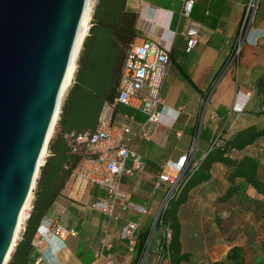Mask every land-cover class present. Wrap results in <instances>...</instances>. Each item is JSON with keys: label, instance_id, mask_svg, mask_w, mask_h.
<instances>
[{"label": "crops", "instance_id": "crops-1", "mask_svg": "<svg viewBox=\"0 0 264 264\" xmlns=\"http://www.w3.org/2000/svg\"><path fill=\"white\" fill-rule=\"evenodd\" d=\"M183 3L184 0L127 1L128 6L138 13V36L157 39L163 28L153 22V17H165L160 9L169 12L171 17L166 27L176 34L171 64L161 91L163 104L160 107L176 111L173 124L151 121L141 110L125 104H119L116 113H113L110 105L105 104L100 115H113L115 121L128 124L134 130L142 128L144 132L133 139L131 146L143 157L145 169L121 178L122 188L129 198L146 206L144 214L130 210L124 213V218L140 222L138 241L148 229L151 230L170 191L169 181H159V174L164 168L176 175L185 156L187 159L183 166L191 157L192 160L203 158L208 153L216 130L223 128L226 135L231 136L249 124H264V118L256 113L264 95L259 94L255 86L257 76L264 71V0H260L253 20L247 18L249 0H194L189 18L182 14ZM191 20L200 23L201 38L187 53L184 50V32ZM257 33L260 35L252 44ZM241 36L244 41L238 53V63L225 70V64ZM223 68L224 73L221 72ZM249 90L253 93L247 110L241 113L239 120H230L228 107L235 93ZM213 110L215 116L211 113ZM202 125L204 128L200 138ZM58 128L57 123L52 137H55ZM249 150H253V147ZM211 172L212 177L193 187L187 201L178 209L182 252L189 254L188 261L182 264H219L221 261L232 264L226 261V257L234 246L243 248L246 264H264V194L257 192L242 178H237L234 184L239 186V190L231 198L222 200L221 197L231 185L227 179V169L215 163ZM259 174L264 180V157L261 158ZM35 189L29 214L35 200ZM106 194L104 187L79 183L71 175L63 192L55 197L37 228L58 222L76 233L68 235L66 245L56 250L44 241L34 244L39 240L36 229L28 264H107L95 255L103 239L106 240L104 254L112 255L116 264L128 259L127 243L117 234L124 220L112 223L106 234L103 224L107 216L91 206ZM25 225L24 222L17 240L21 238ZM150 251L153 254L148 259ZM150 251L144 258V264H157V253L153 249ZM162 264L170 263L164 261Z\"/></svg>", "mask_w": 264, "mask_h": 264}, {"label": "trees", "instance_id": "trees-1", "mask_svg": "<svg viewBox=\"0 0 264 264\" xmlns=\"http://www.w3.org/2000/svg\"><path fill=\"white\" fill-rule=\"evenodd\" d=\"M127 1L97 0L95 4L89 34L84 39L80 53L79 65L62 104L58 131L55 137L50 139L48 155L40 168L32 210L25 220V229L17 240L7 264H28L37 226L55 197L63 192L65 183L72 175L80 154L71 150L70 134L94 131L105 104L113 108V113H116L119 104H122L116 101L118 84L129 46L138 36V13L128 6ZM97 29L102 33V42L94 55L95 58L88 63L87 48ZM184 50L187 52L186 43ZM255 86L257 92L264 95V71L257 76ZM248 103L242 112L247 110ZM256 113L264 118V99L260 100ZM111 119L115 120L113 115ZM203 128L204 125L201 126L200 138ZM262 141L264 142V124H249L231 136L226 135L225 130L221 128L212 135L208 153L199 160H192L164 211V221L173 231L169 244L170 264H182L189 259V254L182 252V229L178 209L187 201L189 191L193 187L212 177L211 170L215 163H220L227 169V179L231 182L221 197L222 200L231 198L239 190V186L234 184L237 178H242L257 192L264 194V180L259 174L261 158L264 157ZM250 147H253V150L250 151ZM149 232L148 229L139 239L135 260L143 256ZM226 261L232 264H246L243 248L232 247Z\"/></svg>", "mask_w": 264, "mask_h": 264}, {"label": "built area", "instance_id": "built-area-1", "mask_svg": "<svg viewBox=\"0 0 264 264\" xmlns=\"http://www.w3.org/2000/svg\"><path fill=\"white\" fill-rule=\"evenodd\" d=\"M259 1L249 0V11L247 14L249 20H253ZM193 5L194 0H184L182 14L185 17L189 18L191 16ZM160 12L165 17H160V15L157 19L153 17V22L163 28L157 39L137 36L129 46L118 84L116 101L141 110L151 121L158 123L167 122L172 125L176 118V111L160 106L163 104L161 91L171 64V52L176 32L166 27L167 23L171 22L169 12L164 9H160ZM259 35L260 33H257L255 38H253L254 43H256ZM184 36L186 39V51L190 52L201 38L200 23L191 20L184 32ZM252 93L253 91L251 90L238 91L237 96L241 105L238 108L235 106L234 110L242 111L251 98ZM59 118L60 116H58L55 126ZM140 133H144L142 128L134 130L128 124L112 120L111 116H100L94 131L70 134V148L73 152L80 154V158L72 171V176L79 183L99 185L106 189V196L98 198L91 204L93 208L107 216L103 224L106 234L109 232L112 223L116 224L121 219L124 220L119 226L117 234L127 243L128 259L121 264H144V258L151 249L158 255L157 264H162L164 261L170 263L169 244L172 240L173 231L164 221V211L169 198L178 188L183 173L191 164L192 157L183 166L187 159L185 156L183 163L178 168V174L172 175L167 168H164L159 174V181H169L171 188L160 208V215H156L154 219L143 256L135 260L140 222L124 218V213L130 210L144 214L147 210L144 204H139L129 198L127 192L122 188L121 178L123 175H133L145 169L146 163L143 157L131 146L133 139ZM49 142L44 161L49 152ZM36 183L37 179L34 189ZM34 189L32 197H34ZM27 209L21 222V228L29 215V210ZM37 231L39 240L34 244L38 245L44 241L56 250L66 245L65 239L68 235L76 233L74 229L63 226L58 222L40 225ZM104 246H106L105 239H103L101 247L95 251L96 258L106 261L107 264H116L112 255L104 254Z\"/></svg>", "mask_w": 264, "mask_h": 264}, {"label": "water", "instance_id": "water-1", "mask_svg": "<svg viewBox=\"0 0 264 264\" xmlns=\"http://www.w3.org/2000/svg\"><path fill=\"white\" fill-rule=\"evenodd\" d=\"M87 1L0 0V264L44 164L35 178Z\"/></svg>", "mask_w": 264, "mask_h": 264}, {"label": "bare ground", "instance_id": "bare-ground-1", "mask_svg": "<svg viewBox=\"0 0 264 264\" xmlns=\"http://www.w3.org/2000/svg\"><path fill=\"white\" fill-rule=\"evenodd\" d=\"M92 17V3L91 0L87 1V5L85 7V10L83 12L82 18H81V23H80V28L79 31L77 33V37L73 46V51H72V55H71V59L69 62V65L67 67V71L65 74V78L63 80L61 89H60V93H59V99H58V104L57 107L55 109L54 115H53V119L51 121V124L49 126L48 132H47V136L45 139V143L43 146V149L41 151V155L39 157L38 163H37V168L35 171V178L38 175V171H39V166L42 164V162H44V156L46 153V148H47V143L49 138L51 137L54 127H55V122L58 118L59 115V111H60V105H61V101H62V97L65 94L66 90L68 89V87L70 86L71 82H72V78L74 75V71L77 68V58L79 56V52L81 50L82 44L84 42L85 37L89 34V29H90V20ZM33 186L35 185V179L33 181ZM32 191L29 192V195L24 203V206L20 212L19 215V219H18V223H17V227L15 230V237L18 235V232L21 228V222L24 218V213L26 211V209L30 206L31 200H32Z\"/></svg>", "mask_w": 264, "mask_h": 264}, {"label": "rangeland", "instance_id": "rangeland-1", "mask_svg": "<svg viewBox=\"0 0 264 264\" xmlns=\"http://www.w3.org/2000/svg\"><path fill=\"white\" fill-rule=\"evenodd\" d=\"M96 2H97V0H91V3H92V15H93V11H94V7H95ZM91 21H92V17H91V20H90V25H91ZM246 21H248V20H246ZM243 40H244L243 36H241V37H239L237 39L235 47H234V51H233V53H231V55L229 56V59L227 60V63L225 64V70L228 67H229L228 70L233 68V67H235L236 64L238 63V60H239V54L238 53H239L240 48H241V46L243 44L242 43ZM249 41H250V39H249ZM89 42H90V44H89V46L87 48V52H86V59H87L88 63L91 62L93 60V58H95L94 55L97 53L98 48H99V46L101 45V42H102V33H101V31L99 29H97V31L95 32L94 36L91 38V40ZM253 43L254 42H252V44ZM82 48H83V44H82L81 50H82ZM81 50H80L79 56L77 58V68H78V65H79V57H80ZM77 68H76V70H77ZM75 71H74V73H75ZM221 72H223V73L225 72L224 68L221 70ZM73 78H72V82H73ZM72 82H71L70 86L72 85ZM214 85H215V82H214ZM214 85H213V87H214ZM70 86L68 87V89L66 90L65 94L62 97V101H61V105H60L61 108H62L63 101H64V99H65V97H66V95L68 93V90H69ZM237 93H238V91H237ZM237 93H235V96H234L232 104L230 105V107H228V109L230 111L229 114H228L230 116L229 119L232 120V121L239 120V118L241 116V113H242V111H237L236 110L237 111L236 112L234 110L235 106H237V108H238V106L241 105V103L239 101V98L237 96ZM211 113H212L213 116L216 115L214 110L211 111ZM55 129H57V125L55 126ZM54 133H55V130H54L53 134L51 135V137L54 135ZM254 248L259 249L258 247H254ZM152 254H153V252L150 251V253L148 254V259L152 257Z\"/></svg>", "mask_w": 264, "mask_h": 264}]
</instances>
